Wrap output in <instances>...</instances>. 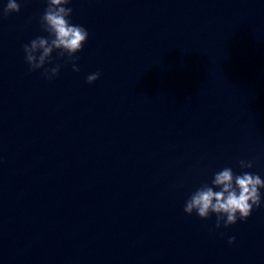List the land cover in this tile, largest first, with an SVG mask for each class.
<instances>
[{
	"label": "water",
	"instance_id": "water-1",
	"mask_svg": "<svg viewBox=\"0 0 264 264\" xmlns=\"http://www.w3.org/2000/svg\"><path fill=\"white\" fill-rule=\"evenodd\" d=\"M17 2L0 16V264H264V188L227 227L183 211L224 167L264 179V0H70L89 35L78 72L53 51L51 80L23 51L48 35L46 0Z\"/></svg>",
	"mask_w": 264,
	"mask_h": 264
},
{
	"label": "clouds",
	"instance_id": "clouds-1",
	"mask_svg": "<svg viewBox=\"0 0 264 264\" xmlns=\"http://www.w3.org/2000/svg\"><path fill=\"white\" fill-rule=\"evenodd\" d=\"M46 3L47 7L40 17V26L48 35L36 36L23 45V51L29 71L43 68L42 77L51 80L59 74L61 67L58 63L51 68L44 67L46 63L52 62L53 51L57 50V58L67 56L66 62H71L72 70L78 72L79 67L75 63L78 57L74 54L82 49L89 33L85 27L71 23L73 9L65 7L70 0H46ZM19 11L20 4L17 0H6V4L0 9V16ZM99 76L98 71L91 73L86 77V82L90 84ZM238 163L242 169L252 167L251 161L240 160ZM210 183L211 186L203 184L190 194L184 203L183 211L186 214L195 212L202 219L215 214V227L219 228L221 222L227 227L237 220L244 221L251 215L254 207H261L260 189L264 188V179L258 174L243 172L237 175L232 168L224 167L213 173ZM234 241L235 236L228 237L229 244Z\"/></svg>",
	"mask_w": 264,
	"mask_h": 264
}]
</instances>
